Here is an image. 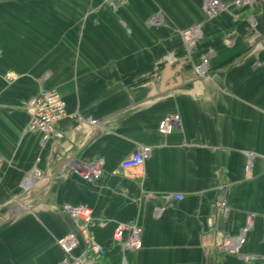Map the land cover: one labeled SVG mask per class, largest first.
Returning <instances> with one entry per match:
<instances>
[{
    "label": "crops",
    "instance_id": "crops-1",
    "mask_svg": "<svg viewBox=\"0 0 264 264\" xmlns=\"http://www.w3.org/2000/svg\"><path fill=\"white\" fill-rule=\"evenodd\" d=\"M221 1L207 19L203 0H0V264H55L74 227L62 205L79 203L112 228L141 227L127 264H263L264 0ZM193 25L188 54L181 31ZM202 57L206 78L191 69ZM50 89L84 121L61 118L62 137L41 143L25 105ZM172 113L179 127L160 134ZM137 145L142 169L121 168ZM98 159L93 183L69 167ZM33 166L42 177L23 190ZM248 213L240 253L220 250Z\"/></svg>",
    "mask_w": 264,
    "mask_h": 264
},
{
    "label": "built area",
    "instance_id": "built-area-1",
    "mask_svg": "<svg viewBox=\"0 0 264 264\" xmlns=\"http://www.w3.org/2000/svg\"><path fill=\"white\" fill-rule=\"evenodd\" d=\"M123 1L125 0H108L112 5ZM231 3L244 7L251 5L252 0H232ZM228 6V3L221 0H203V9L207 19L215 17L221 11L226 10ZM149 20L156 23V19L151 18ZM249 21L253 22L251 17ZM200 35V25H193L181 31L184 48L188 54L193 50ZM166 59L174 61L176 57L173 53H169ZM209 66V60L206 57H202L192 64L191 69L195 77L206 78L209 75ZM25 108L29 113V120L24 130L38 132L41 136V143L52 137H62V132L57 128V122L61 118L65 116L73 117L77 119L79 124L84 121L80 115L66 112L65 101L56 89L42 91L29 98ZM88 122L93 125L98 124L96 119H88ZM179 124L180 117L178 114H168L158 121L157 131L166 135L179 127ZM147 154L148 149L146 147L137 145L133 152L121 160L120 167L123 169H142ZM251 165V159L248 157L244 167L246 177H250ZM102 166V159L91 163L69 164V167L82 179L91 183L100 178ZM41 177L42 171L38 167L33 166L22 178L20 186L23 190H27ZM171 197L180 199L181 195L172 194ZM62 210L72 220L74 227L56 239L62 255L55 264H106L104 261L105 248L95 239L93 229L96 227L104 228L108 226L109 221L95 218L91 207L81 203L74 205L64 204L62 205ZM252 220L253 213H248L238 234L223 237L219 242V249L229 254L238 255L245 242L246 234L252 227ZM141 231V227L135 222H116L114 224L110 240L119 248L121 264H127L125 258L127 251H135L142 247Z\"/></svg>",
    "mask_w": 264,
    "mask_h": 264
},
{
    "label": "trees",
    "instance_id": "trees-1",
    "mask_svg": "<svg viewBox=\"0 0 264 264\" xmlns=\"http://www.w3.org/2000/svg\"><path fill=\"white\" fill-rule=\"evenodd\" d=\"M95 239L100 242L105 248L104 261L106 264H121L120 253L118 246L114 245L110 236L112 233V226L104 228L96 227L93 229Z\"/></svg>",
    "mask_w": 264,
    "mask_h": 264
},
{
    "label": "rangeland",
    "instance_id": "rangeland-1",
    "mask_svg": "<svg viewBox=\"0 0 264 264\" xmlns=\"http://www.w3.org/2000/svg\"><path fill=\"white\" fill-rule=\"evenodd\" d=\"M185 51H186V50H185ZM18 206H19V205H16V207H15V209H16V210H18V209H17V208H18ZM15 213H16V212H15Z\"/></svg>",
    "mask_w": 264,
    "mask_h": 264
}]
</instances>
